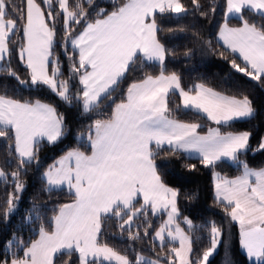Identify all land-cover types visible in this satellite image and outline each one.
<instances>
[{"label":"snow or ice","instance_id":"snow-or-ice-1","mask_svg":"<svg viewBox=\"0 0 264 264\" xmlns=\"http://www.w3.org/2000/svg\"><path fill=\"white\" fill-rule=\"evenodd\" d=\"M43 3L51 9L47 13L37 0H26L23 10L11 0H0V61L11 54L9 44L18 29L19 19L24 38L20 59L30 70L32 86H47L61 101L72 105L69 80L58 79V61L50 60L56 30L47 20L55 21L61 14L65 39H70L72 47L79 50L78 67L73 64L70 72L79 75L82 88L74 99L78 103L82 101L85 113L111 97L138 58L157 62L161 71L159 75H147L131 83L124 98L112 108L109 118L92 123L88 136L90 155L79 150L68 151L42 173L44 191L66 185L74 195L73 202L59 207L51 219V230L41 224L38 238L23 249L22 257L12 258L10 262L5 259L2 264H54L56 254L65 251L78 253L79 264H112L113 261L115 264H132L127 256L98 243L102 220L114 215L123 220L120 224L123 229L132 224L137 214L144 212L147 216L149 207L153 215L160 211L167 213V220L156 231L155 239L163 245L166 233L169 241L179 242V247L169 249L168 264H208L220 243L221 229L211 222L210 247L193 261V240L176 223L178 193L167 187L157 173L155 157L158 153L153 151L152 145L159 150L166 144L173 155L198 153L205 167L215 166L222 159L237 162L240 154L249 148V132L222 134L219 129H209L207 135H200L199 124L181 122L171 116L169 96L178 92V107L182 105L184 109L204 113L217 124L253 117L251 101L247 96L225 95L203 84L185 90L175 73H164L167 49L157 39L159 29L155 16L157 12L176 16L186 13L181 0H124L111 12L105 13L101 9L98 18L87 23L74 38L72 24H80L88 15L79 0L74 7L69 6V0H55L59 7L55 15L53 0H43ZM87 3L91 6L93 0H87ZM191 3L195 9H200L199 0H191ZM226 3L225 17L235 15L242 22L239 27H229L227 23L220 27L219 38L225 47L233 53L238 52L245 62L242 67L232 60L231 66L252 80H262L264 0H226ZM10 8L15 16L10 14ZM246 9L258 15L261 22L246 19ZM201 15L206 13L201 12ZM0 71L21 85L27 83L10 65H0ZM64 129V117L52 105L39 100L21 102L6 94L0 95V138L9 137V130L14 134V151L18 158V168L10 174L15 190L8 195L6 216L17 208L19 194L25 188L20 179L21 170L33 161L38 165L37 146L41 140L55 144L63 137ZM8 147L11 149L12 145ZM257 150H264V139ZM8 154L12 155V152ZM6 163L10 164V161ZM239 163L243 172L234 179L213 174L216 200L224 204L226 214L239 225L240 246L248 259L264 264V168L253 169L246 162ZM7 175L0 169V178ZM138 197L143 198V204L137 208L134 205ZM32 212L38 217L39 208L34 205L24 219H32ZM125 215L127 219H123ZM185 223L189 228L193 227L188 218ZM144 234L148 235L147 229ZM129 239H139V233L129 231ZM14 241L15 236L7 242L9 249ZM135 264H159V261H149L137 254Z\"/></svg>","mask_w":264,"mask_h":264},{"label":"trees","instance_id":"trees-1","mask_svg":"<svg viewBox=\"0 0 264 264\" xmlns=\"http://www.w3.org/2000/svg\"><path fill=\"white\" fill-rule=\"evenodd\" d=\"M22 10L26 9V0H11ZM41 3L42 9L47 13L49 9ZM78 0H69V6L74 7ZM87 17L80 24H72L73 38L83 30L84 26L93 22L101 9L111 12L119 7L124 0H93L90 6L87 0H79ZM187 12L180 16L166 13H157L155 18L159 31L157 39L167 49V55L163 66L166 75L175 73L180 78L181 87L185 90L192 89L196 84H203L206 87L225 95L243 98L247 96L254 109L251 118L234 121L226 126H217L209 122L202 115L184 109L176 94H170L169 107L172 109L171 116L185 123H196L200 127L198 131L205 133L209 129H219L221 133L244 132L250 133L249 148L246 153L240 154L237 162H217L215 166L205 167L200 160L186 157L178 152L171 154L169 148L162 147L157 150L152 146L153 151L158 154L155 157L157 173L162 182L169 188L177 191V208L179 209L178 224L182 226L186 234L193 240V252L191 259L196 261L203 254V251L210 247L211 222L221 229L222 237L218 250L209 259L208 264H250L240 250L239 228L225 212L223 203H218L214 197V178L217 173L228 179L235 178L242 174L243 168L240 161L246 162L250 168H264V150H257L264 137V79L256 81L243 73L232 68L231 62L235 60L242 67L245 65L236 55L222 47L217 41V34L222 24L227 23L229 27L241 26L238 17L226 19V0H199L200 9H195L191 0H181ZM53 8L59 12V7L53 0ZM213 8L215 11L213 12ZM10 14L15 16L13 10ZM201 12L206 15H201ZM245 18L250 22L260 23L258 15L250 10H245ZM18 19V16H17ZM50 27L54 25L56 36L52 48L50 60H57L60 70L59 80H69L72 105L60 100L47 86H32L29 70L20 59V49L23 46L24 38L22 22L18 19V29L11 36L9 44L11 54L5 57L1 65H10L11 69L27 81L21 85L15 78L0 71V95H7L10 98L21 102H40L52 105L57 113L64 117V135L55 144L40 143L38 147L39 164L35 161L21 170L20 179L25 188L19 194L20 199L17 208L9 215H5L9 193L15 190V184L11 178V172L18 168V158L14 151V135L9 130V137L0 138V169L8 175L0 178V264L7 259L22 257L23 249L38 237L39 227L43 224L51 230V219L59 210L62 204L72 203L74 196L66 189L44 191L45 184L42 173L63 153L69 150H79L90 154L91 147L88 141L89 129L97 119L109 118L112 108L125 96L128 86L136 81L142 80L147 75H159L161 66L138 58L137 63L132 66L125 78H123L111 97L103 99L99 107L85 113L81 102L74 97L81 89L79 75L70 72L73 64L78 67V54L71 46V40L65 39V30L62 14L56 16L55 21L47 20ZM71 57V59L69 58ZM51 73L52 65L49 64ZM70 76L72 77L70 79ZM9 145H12L9 149ZM9 151L12 155H9ZM6 161H10L6 163ZM195 165L194 168L190 167ZM142 203L137 200L135 207ZM39 208L32 212V219L25 220L29 216L33 206ZM134 217L132 224L125 225L121 229L123 220L114 215H108L102 220L101 232L98 234V243L106 244L114 251L125 255L135 264L137 254L151 260H158L159 264H168L169 249L177 247L172 242H164L163 245L154 240L156 230L165 219L164 214L153 215L149 208ZM185 218L191 220L193 227L185 225ZM127 219V215L123 217ZM151 225V227H148ZM207 225V227H205ZM145 229L148 235L145 236ZM129 231L133 234L139 233V239H129ZM15 236L11 248L7 242ZM21 241L23 243H21ZM54 264H79V257L75 252L58 253L54 258ZM94 264V262H93ZM103 264H107L104 263Z\"/></svg>","mask_w":264,"mask_h":264},{"label":"crops","instance_id":"crops-1","mask_svg":"<svg viewBox=\"0 0 264 264\" xmlns=\"http://www.w3.org/2000/svg\"><path fill=\"white\" fill-rule=\"evenodd\" d=\"M226 11H227V3H226ZM225 11V12H226ZM158 13V12H157ZM156 13V14H157ZM174 15V14H173ZM233 17H236L235 15H230V16H228L226 19H229V18H233ZM151 19V18H150ZM150 19H149V22H150ZM223 25V24H222ZM83 31V30H82ZM81 31V32H82ZM219 31H220V29H219ZM219 31H218V34H217V41H218V43L222 46V47H224L225 49H227L228 51H230L232 54H234V55H236L244 64H245V62L243 61V59L242 58H240V56H239V53L238 52H236V53H233L232 51H231V49H228V48H226L225 47V45H224V42H223V40H221L220 38H219ZM71 46H72V44H71ZM73 48V47H72ZM76 52H77V54H78V60H79V50L78 49H75V48H73ZM141 59H142V57H140ZM26 59V58H25ZM146 62H149V61H146ZM25 63V62H24ZM149 63H153V64H158L157 62H149ZM2 64V61H0V65ZM25 65H26V63H25ZM29 70V69H28ZM30 71V70H29ZM49 74H51L50 72H49ZM79 79V78H78ZM81 86V85H80ZM81 88H82V86H81ZM170 94H176L177 96H178V98H179V93L178 92H174V93H170ZM43 103V102H42ZM81 105H82V101H81ZM188 110H191V111H194V112H196L195 110H192V109H188ZM196 113H198V114H200V115H202L204 118H206L209 122H211L212 124H214V125H217V126H226V125H228V124H230V123H232V122H234V121H230L228 124H223V123H221V124H217V123H215L214 121H212V120H209L208 118H207V115L206 114H204V113H200V112H196ZM248 119V118H247ZM243 120H245V119H243ZM238 121H240V120H238ZM212 129H216V128H212ZM197 131H198V129H197ZM209 131V130H208ZM208 131L207 132H205V133H200L199 131H198V133L200 134V135H207L208 134ZM237 133H239V132H237ZM222 134H226V133H222ZM14 135V134H13ZM263 139H264V137H263ZM40 143H47L48 144V142L46 141V140H41V142ZM152 146H155L154 144L152 145ZM163 147H165V148H168V146L165 144ZM69 151H71V150H69ZM68 151H66L65 153H63L61 156H59L52 164H54L57 160H59L62 156H64L66 153H67ZM180 153H182V154H184L186 157H188V158H192V159H198V160H200V157H199V155H198V153H195V152H188V153H185V152H180ZM90 154H91V151H90ZM89 154V155H90ZM218 162H230V163H232L233 161H229V160H227V159H222L221 161H218ZM236 178V177H235ZM231 179H234V178H231ZM60 189H66L67 191H69V189H68V187L65 185V186H63L62 188H60ZM52 190H59V189H52ZM72 194V193H71ZM73 195V194H72ZM74 196V195H73ZM214 197L216 198V191H215V181H214ZM137 200H139L142 204H143V198L142 197H138L137 198ZM136 200V201H137ZM149 209H150V211H151V208L149 207ZM160 214H164L165 216L167 215V213L166 212H164V211H160V212H158L156 215H160ZM234 222V221H233ZM234 223H236V222H234ZM236 225L238 226V224L236 223ZM239 228V227H238ZM38 238V237H37ZM36 238V239H37ZM166 242V241H165ZM157 243H159V242H157ZM159 244H161V243H159ZM65 252H67V251H65ZM74 252V251H73ZM63 253V252H62ZM58 254V253H57ZM56 254V255H57ZM77 255H78V253H76ZM79 257V256H78ZM104 263H107V262H104ZM112 264H115V262L113 261L112 262Z\"/></svg>","mask_w":264,"mask_h":264},{"label":"rangeland","instance_id":"rangeland-1","mask_svg":"<svg viewBox=\"0 0 264 264\" xmlns=\"http://www.w3.org/2000/svg\"><path fill=\"white\" fill-rule=\"evenodd\" d=\"M167 220V215L165 216V219H164V221H163V223L165 222ZM177 220H178V217H177V219H176V223L178 224V222H177ZM162 223V224H163ZM185 225H188V224H186L185 222H183ZM161 224V225H162ZM180 225V224H179ZM180 227L182 228V226L180 225ZM238 227H239V225H238ZM160 228V227H159ZM159 228L157 229V230H159ZM174 228H175V225H173V230H174ZM183 229V228H182ZM156 230V231H157ZM184 230V229H183ZM184 232H185V230H184ZM156 233V232H155ZM186 233V232H185ZM154 240L156 241V242H159L160 243V241L159 240H157V239H155V234H154ZM165 241H168V242H172V243H175V244H177V247H179V242L178 241H169L168 239H167V234L165 233ZM239 243H240V236H239ZM218 247H219V245H218ZM218 247H217V249L214 251V253H216V251L218 250ZM240 250H241V252L243 253V255L246 257V259H247V261L250 263V264H256V262L254 261V259L253 260H249L248 259V257H247V254H246V252L241 248V246H240ZM214 253H213V255H214ZM212 255V256H213ZM211 256V257H212ZM210 257V258H211ZM209 258V259H210ZM146 260H149V259H147V258H145ZM150 261V260H149Z\"/></svg>","mask_w":264,"mask_h":264}]
</instances>
